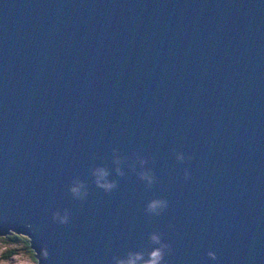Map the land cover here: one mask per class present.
I'll return each instance as SVG.
<instances>
[{"label": "water", "instance_id": "obj_1", "mask_svg": "<svg viewBox=\"0 0 264 264\" xmlns=\"http://www.w3.org/2000/svg\"><path fill=\"white\" fill-rule=\"evenodd\" d=\"M7 232L34 264L146 258L153 234L163 264H264V0H0Z\"/></svg>", "mask_w": 264, "mask_h": 264}, {"label": "clouds", "instance_id": "obj_2", "mask_svg": "<svg viewBox=\"0 0 264 264\" xmlns=\"http://www.w3.org/2000/svg\"><path fill=\"white\" fill-rule=\"evenodd\" d=\"M188 158L191 159L190 156ZM184 159L185 157L182 154L176 156V160L179 162H183ZM141 163H143V161H141ZM117 174L123 175V173H121L119 169H117ZM93 176L95 178L94 183L96 187L102 189L105 193H110L117 187L114 181L110 182L107 180L108 173L102 168L95 169L93 172ZM140 179L146 180L148 182L147 184L148 188H151L152 184L154 183V177L150 176L148 173H141ZM184 179L185 180L189 179V172L187 170L184 173ZM72 183L74 186L68 189L69 193L72 195V197L75 200L84 201L88 196V192L86 190L85 185L79 180H74ZM167 208H168L167 200L153 199L146 205L145 212L151 215H160L158 209H167ZM51 219L54 223L58 225L61 226L68 225L70 223L69 210L65 209L63 210V212L55 211L52 213ZM37 231H39L38 228ZM150 240L153 244L158 245V247L153 248L148 253L146 258L143 253H130L125 259L116 260L115 264H138V262L141 260L144 261V264H163L166 253L167 254L171 253V245L162 243L161 237L158 234L151 235ZM48 255L49 253L46 247H44L41 250V258L46 260L48 258ZM206 255L209 260L212 261L217 260V256L212 251H208Z\"/></svg>", "mask_w": 264, "mask_h": 264}, {"label": "rangeland", "instance_id": "obj_3", "mask_svg": "<svg viewBox=\"0 0 264 264\" xmlns=\"http://www.w3.org/2000/svg\"><path fill=\"white\" fill-rule=\"evenodd\" d=\"M4 236L5 235H0V264H34L29 250L26 251V248H23L22 245H18V243L14 246V254L4 257L6 255L5 249L9 248L4 245L7 243Z\"/></svg>", "mask_w": 264, "mask_h": 264}, {"label": "trees", "instance_id": "obj_4", "mask_svg": "<svg viewBox=\"0 0 264 264\" xmlns=\"http://www.w3.org/2000/svg\"><path fill=\"white\" fill-rule=\"evenodd\" d=\"M6 238V242L4 245L9 247L6 248V255L4 257H8L12 254H14V246L16 243H18V245H22L23 248H26L25 250L28 251L29 249L27 248V241L25 239V237L15 234L13 232H7L4 236ZM30 254L31 251L29 250ZM32 256V255H31Z\"/></svg>", "mask_w": 264, "mask_h": 264}, {"label": "bare ground", "instance_id": "obj_5", "mask_svg": "<svg viewBox=\"0 0 264 264\" xmlns=\"http://www.w3.org/2000/svg\"><path fill=\"white\" fill-rule=\"evenodd\" d=\"M18 235H20V234H18ZM21 236H23V235H21ZM24 237V236H23Z\"/></svg>", "mask_w": 264, "mask_h": 264}]
</instances>
